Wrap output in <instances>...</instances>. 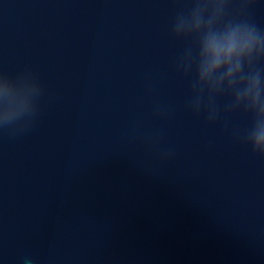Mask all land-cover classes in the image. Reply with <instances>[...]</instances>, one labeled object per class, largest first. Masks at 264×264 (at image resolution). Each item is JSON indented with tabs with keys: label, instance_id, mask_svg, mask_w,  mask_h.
<instances>
[{
	"label": "water",
	"instance_id": "1",
	"mask_svg": "<svg viewBox=\"0 0 264 264\" xmlns=\"http://www.w3.org/2000/svg\"><path fill=\"white\" fill-rule=\"evenodd\" d=\"M197 6L264 35V0H0L31 98L0 124V264H264L258 114L199 79L208 26L175 29Z\"/></svg>",
	"mask_w": 264,
	"mask_h": 264
},
{
	"label": "clouds",
	"instance_id": "2",
	"mask_svg": "<svg viewBox=\"0 0 264 264\" xmlns=\"http://www.w3.org/2000/svg\"><path fill=\"white\" fill-rule=\"evenodd\" d=\"M212 18L201 14L197 6L190 17L181 18L177 32L200 30L208 26L200 45L198 76L203 82L219 88L225 81L236 87L237 103L245 102L257 112V119L247 133L253 149L264 154V79L259 73H243L245 59L264 52V35L246 25H230L222 30L211 27ZM0 124L20 120L31 107V98L24 85H16L6 74H0ZM24 264H34L25 258Z\"/></svg>",
	"mask_w": 264,
	"mask_h": 264
}]
</instances>
